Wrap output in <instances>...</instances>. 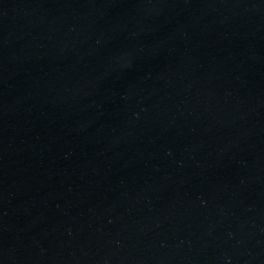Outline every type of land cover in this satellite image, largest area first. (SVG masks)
<instances>
[{
  "label": "water",
  "instance_id": "1",
  "mask_svg": "<svg viewBox=\"0 0 264 264\" xmlns=\"http://www.w3.org/2000/svg\"><path fill=\"white\" fill-rule=\"evenodd\" d=\"M202 189L198 264H264V0H195Z\"/></svg>",
  "mask_w": 264,
  "mask_h": 264
}]
</instances>
